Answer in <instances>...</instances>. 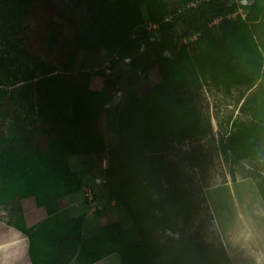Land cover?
<instances>
[{"label": "trees", "instance_id": "trees-1", "mask_svg": "<svg viewBox=\"0 0 264 264\" xmlns=\"http://www.w3.org/2000/svg\"><path fill=\"white\" fill-rule=\"evenodd\" d=\"M81 1L93 9L90 21L68 20L69 41L54 57L57 66L38 57L24 72L33 97L27 119L12 107L4 88L17 82L18 72L10 68L21 57L30 59V52L15 42L14 54L0 55L5 223L27 238L31 264H94L111 254L120 264H231L222 245L199 241L197 233L181 238L174 252L169 234H176L178 220L187 221L201 207L185 183L182 161L171 152L174 145L210 134L200 112L186 106L184 90L199 89L201 81L225 94L255 87L242 105L249 121L232 122L216 149L228 166L258 157L250 176L264 204V54L257 41L264 0ZM239 6H245L243 15ZM54 17L61 13L52 0H0V30L18 22L21 34H31L46 56L60 43ZM150 25L156 28L147 29ZM179 29L193 38L180 42ZM80 52L111 53V64L98 72L99 90L89 89L88 73L78 70ZM151 66L159 80L136 97L129 87ZM123 80L128 89L121 95L117 87ZM115 96L119 100L110 105ZM110 108L113 145L97 123ZM75 155L104 156L103 180L98 194L92 189L91 204H116L131 220L130 232L113 222L82 236V218L67 214V198L83 188L66 162ZM194 164L200 163L194 159Z\"/></svg>", "mask_w": 264, "mask_h": 264}, {"label": "rangeland", "instance_id": "rangeland-1", "mask_svg": "<svg viewBox=\"0 0 264 264\" xmlns=\"http://www.w3.org/2000/svg\"><path fill=\"white\" fill-rule=\"evenodd\" d=\"M52 1L56 3L61 13V17L53 18L60 27L61 35L59 46L53 49L51 55L46 56L45 53L39 50L38 44L31 38V34H21L18 22L3 24L0 30V55L4 53L8 55L14 54L10 52V44L15 42L19 43L20 46L25 45L31 55L30 59L21 57L14 63L10 71L18 72L17 82L4 88L7 93L6 96H11L12 107L17 109L21 118L27 119L29 117V105L33 102L31 83L23 81L27 77V73H24L26 69H33L36 65L33 60L38 57L51 63L52 67H56L57 62L54 57L58 55L60 48L68 44L69 41L68 20L71 24H76L83 19L90 21L91 18V10L93 9L89 8L85 1ZM244 10L245 6H239L237 13L243 15ZM182 32L179 29L180 42L188 43L193 37H190L189 33L183 36ZM257 41L264 54V23L258 31ZM110 56L111 53H79L77 57L78 70L88 73L89 89L99 90L102 87L103 76L98 74V72L105 71L104 67L106 68L108 63L109 65L111 64ZM158 80V71L155 66H151L145 71L143 78L137 76V80L131 84L129 90L136 97H140L143 87L151 86ZM124 83H126L125 80L117 87L121 95L128 89ZM254 88H233L229 94H225L214 84L201 81L199 89L183 91L186 106L200 112L203 123L210 127V134L206 137L195 136L181 144L174 145L173 152H171L173 159L182 161L181 166L186 175L185 183H187L192 192L191 195L199 202L201 207L200 211L187 221L178 220L176 234H169L174 239L173 250L175 253H178L181 247L179 240L194 233H197L199 241L216 247L221 245L224 247L226 242L237 245L239 256H241L240 253L242 251L243 255L247 254L249 247L264 248V215L261 216L262 214H260V212L264 214V204L250 176L259 162L258 157L228 166L223 162L216 149L217 138L226 135L231 130L232 122L249 121V117L242 111V105L244 99L249 97ZM118 100V96H115L110 105H113ZM70 109L69 104L66 109L67 114H70ZM97 123L105 142L108 145H113L116 142V135L114 133L115 122L112 118V108L107 112H102L98 117ZM185 153H187V159L183 157ZM194 159L200 164H194ZM66 162L70 169L77 174L83 187L79 192L67 198V213L78 215L77 217L81 218L82 216L83 218L88 216L89 218L86 221L89 220L86 222L85 227L92 229L90 231L92 234L97 233L101 226L113 222L120 223L125 231L130 232L132 222L116 204L102 205V203L89 204L88 202L90 194L92 198L93 188L97 194L100 191L106 166L104 156L100 158L92 155H75L68 157ZM231 187H233V191ZM88 191L90 192L89 195ZM233 195L235 196L234 198ZM255 201L260 205L261 211H258V213L252 209ZM216 205L218 206L216 207ZM98 206L101 210L96 208ZM7 209V204L0 206V218L3 220L6 219ZM158 236L161 243H165L166 236L163 233H158ZM262 251L264 252V250Z\"/></svg>", "mask_w": 264, "mask_h": 264}, {"label": "crops", "instance_id": "crops-1", "mask_svg": "<svg viewBox=\"0 0 264 264\" xmlns=\"http://www.w3.org/2000/svg\"><path fill=\"white\" fill-rule=\"evenodd\" d=\"M259 204V203H258ZM260 206V205H259ZM68 211V210H67ZM253 211L260 212V208H254ZM68 214V213H67ZM236 214V213H235ZM263 216L264 214L260 212ZM70 217H77L78 215L68 214ZM88 216H82L83 229L82 236L89 237L92 234V229H87L86 219ZM6 230V231H5ZM11 233V235H10ZM14 235V236H13ZM225 251L230 259L231 264H264V248H251L247 251V254L243 255V251L238 255L237 245H232L231 242L224 244ZM235 252V253H234ZM243 255V256H242ZM116 254H111L94 264H120ZM0 264H31L28 256V241L27 238L18 230L5 223V220L0 218Z\"/></svg>", "mask_w": 264, "mask_h": 264}, {"label": "built area", "instance_id": "built-area-1", "mask_svg": "<svg viewBox=\"0 0 264 264\" xmlns=\"http://www.w3.org/2000/svg\"><path fill=\"white\" fill-rule=\"evenodd\" d=\"M156 28V26L155 25H150V26H148L147 27V29H151V30H154ZM112 57L116 60L117 59V57L115 56V55H112ZM108 65V64H107ZM138 75H139V77L140 78H142L143 77V74H141V73H138ZM90 194V192L88 191V195ZM91 195V194H90ZM89 195V200H88V202H90V204H91V201H92V198H91V196ZM98 210L100 209V207L98 206V207H96Z\"/></svg>", "mask_w": 264, "mask_h": 264}, {"label": "bare ground", "instance_id": "bare-ground-1", "mask_svg": "<svg viewBox=\"0 0 264 264\" xmlns=\"http://www.w3.org/2000/svg\"><path fill=\"white\" fill-rule=\"evenodd\" d=\"M231 185V184H230ZM233 187H231V189H232ZM228 191V190H227ZM232 191H233V189H232ZM236 191V190H235ZM229 192V191H228ZM233 194V193H232ZM230 197V196H229ZM235 196L233 195V198H234ZM220 200V199H219ZM228 200V199H227ZM232 202V201H231ZM229 203V202H228ZM254 203V202H253ZM216 204V203H215ZM219 204V203H218ZM218 205H216V207H217ZM227 206V205H226ZM232 206V205H231ZM230 206V207H231ZM215 208V207H214ZM234 208V207H233ZM254 208H260V206H259V204L255 201V203L253 204V207H252V209L254 210ZM212 209V208H211ZM217 209V208H216ZM228 209H229V207H228ZM214 211H216V210H214ZM221 212V211H220ZM219 212V213H220ZM227 213V212H226ZM229 214V213H228ZM219 215V214H218ZM223 217V216H222ZM246 223V222H245ZM254 225H255V223H254ZM6 231V230H5ZM10 235H11V233H10ZM14 236V235H13Z\"/></svg>", "mask_w": 264, "mask_h": 264}]
</instances>
